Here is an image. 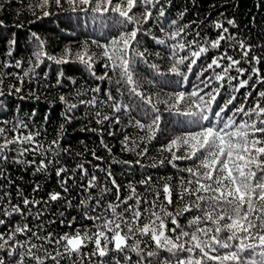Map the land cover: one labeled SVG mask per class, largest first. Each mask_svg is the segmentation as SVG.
<instances>
[{
  "label": "snow or ice",
  "instance_id": "6c2138e0",
  "mask_svg": "<svg viewBox=\"0 0 264 264\" xmlns=\"http://www.w3.org/2000/svg\"><path fill=\"white\" fill-rule=\"evenodd\" d=\"M51 4L77 14V17L80 14L90 16L93 23L99 24L101 29L106 28L108 32L115 27H119L120 31L111 35L104 44L92 40L91 43L101 49L100 53L92 52L86 41L79 51L65 48L59 56L46 52L45 41L33 32L31 35L37 43L32 53L34 59L29 60L32 66L22 76L0 73V97L21 93L25 77H30L45 59L57 65L78 62L97 81L114 82L117 86L115 91L121 96L125 94L121 87L123 85L130 96L139 97L148 106L141 109L142 118H137L130 115V104L116 101L111 89L102 90L98 84L75 92V96H83L87 92L96 94L89 100L80 99L79 105L97 109L94 113L97 124L111 119L99 110L105 104H109L114 113L123 109L130 115L129 123L147 133L140 138V143L132 141V149L128 148L130 137L125 136L126 150H135L143 144L137 156L142 158L148 155V145L160 131L158 104L163 103L169 112L188 118L180 121L184 130L158 149L161 153H169L165 159L180 175L176 183H173V177L163 178L162 183H156L148 175L138 183L151 198L138 192L132 183L127 185L129 194L122 197L121 186L110 170L107 177L112 187H107L95 174L89 175L84 163L77 164L72 171L61 164V153L68 151L61 145L64 124L60 125L56 139L44 143L39 139L41 131L33 130L25 119L0 121V180L5 182L0 183V250L5 251L9 258L7 264H110V252L122 254L124 261L132 260L127 253H135L140 257L135 264H144L145 259L147 264H264V106L261 104L264 90L257 91V85L264 84V69L260 67L264 55L255 54L253 45L238 39L237 34L230 31V27L238 28L235 19L214 21L215 38L201 37L197 31L193 40H186L185 37L191 35L186 29L191 25L180 24L185 13L165 23L161 19L166 15L162 0H37L35 5L29 6V10L35 14L38 8L46 17L50 15L47 9ZM64 5L68 8L64 9ZM150 21H154L169 40L176 42L167 45L172 60L169 71L182 77L181 84L187 81V73L192 72L197 61L215 50L216 54L197 74V79L204 88H211L213 79L221 88L224 81L231 84L238 80L235 92L251 84V90L244 99L247 103L252 93L256 92L255 104L247 109L241 105L234 108L231 115H226L228 105L236 97L231 96L226 104L217 105L218 110H214L212 105L220 95L219 88L201 95L204 88L198 85L188 93L177 90L164 99L145 95L139 90L141 84L135 78V71L137 59L148 63L145 55L147 48L140 50L142 41L138 37L141 33L147 35L150 32V28H144ZM225 23L230 27H226ZM0 26H3V21H0ZM153 39L159 45H166L163 38ZM8 43L6 55L11 57L17 41L13 38ZM229 49L238 52L239 59L231 55ZM179 52L185 54L180 56ZM98 62H102V67L106 69L101 75L95 71ZM245 64L248 67L242 66ZM182 65H186L187 73L181 71ZM12 66L8 62L3 64L4 68ZM14 66L20 68L22 61L17 60ZM148 66L159 71L156 64ZM216 69L220 71L216 72ZM209 70L214 75L200 79ZM233 72L236 75H231ZM12 75L16 76L21 86L9 85L6 93L4 78ZM245 75L246 79L243 78ZM63 76V71H60L57 85L61 84ZM71 82L76 84L75 80ZM102 91L106 99L101 98ZM205 95L208 96L207 100ZM20 99L24 97L20 96ZM59 100L65 105V112L62 113L64 120L71 123L73 111L79 105L65 95H61ZM3 105L4 101L0 100V107ZM36 115L33 111L28 121H32ZM47 122L46 115L44 123ZM114 122L120 123V118L116 117ZM101 144L108 147L103 140ZM108 151L111 153L110 148ZM29 155L32 159H28ZM176 161H191V165L180 168ZM9 163L21 165L24 170L31 168L33 175L48 176L54 169L61 190H52L46 198H37L34 194L41 191V185L35 183L33 195H24L7 174V169L2 167ZM160 164L163 165L164 160ZM151 166L157 167L156 164ZM76 170L80 172L82 180L84 177L87 179L78 185L84 198L73 205L66 194L70 192L69 181L75 179ZM93 189L97 190L95 194L91 191ZM113 189L115 199L106 201L105 197ZM60 201H63L65 209H83L82 217L91 225L75 227L76 217H72L66 224L64 219L59 220V226L67 231L57 232L48 228L47 225L57 223L55 219L48 218L55 215L49 211L50 206ZM59 215L64 217V211H59ZM16 217L22 223L14 222ZM17 236L24 239L19 240ZM33 237L40 243L32 242ZM142 244L145 247L154 246L147 251L146 257L142 255ZM161 252L169 255L161 257ZM106 257L109 259L106 260ZM0 264H6L5 259L0 258ZM116 264H121V261L116 260Z\"/></svg>",
  "mask_w": 264,
  "mask_h": 264
},
{
  "label": "trees",
  "instance_id": "16d2710c",
  "mask_svg": "<svg viewBox=\"0 0 264 264\" xmlns=\"http://www.w3.org/2000/svg\"><path fill=\"white\" fill-rule=\"evenodd\" d=\"M36 3L37 0H0V21H3V26H0V73H15L22 76L23 72L32 66L29 64V60L34 59L32 58V53L37 43L31 35L33 32L45 41L46 52L59 56L65 48H70L74 52L79 51L86 41L92 52L100 53L101 49L92 44V40H97L104 44L111 35L120 31L119 27H115L112 32H108L106 28L101 29L99 24L93 23L90 16L80 14L77 17V14L62 10L55 4H51L48 7L47 10L50 15L46 17L43 16L42 11L38 8L35 9V14H33L29 10V6ZM162 5L166 15L161 19L165 23H169L172 19H177L180 13H185L183 19L180 20V24L191 25L186 29L187 32L191 33V35L185 37L186 40H193L197 31L200 32L201 37L215 38L217 32L212 26L214 21L220 20L224 22L226 19H235L238 28H231L226 23L225 26L230 27V31L236 33L238 39H243L246 43L253 45L255 54L264 55V0H162ZM67 8L68 6L64 5V9ZM144 28H150V32L147 35L141 33L138 38L142 41L140 50L147 48L145 55L148 63L137 59L135 78L141 84L139 90L145 95L164 99L168 94L177 90L188 93L194 90L197 85L200 88H204V85L197 79V74L211 62V57L216 54L215 50H211L206 56H202L201 60H198L197 64L193 66L191 73H187L186 65L180 66L181 71L188 75L187 81H183V84H181L182 77L176 76L169 71L172 60L169 58L171 50L167 45L176 42L169 40L161 33L154 21L144 25ZM153 37L165 39L166 45L157 44ZM13 38L16 39L17 43L13 55L9 57L6 55L9 48L8 41ZM200 43L203 44V41L200 40ZM192 50H198V48H193ZM157 52L160 53L159 56L156 55ZM229 53L239 59L238 52L229 49ZM184 54V52H179L180 56ZM17 60L22 61L20 68L14 66ZM5 62L13 66L4 68L3 64ZM149 64L158 65L159 71L151 69L148 66ZM242 66L248 67L247 64ZM260 67L264 69V62L261 63ZM60 71H63L64 76L61 78V84L57 85ZM95 71L98 75L106 71L102 67V62H98L95 65ZM215 71L219 72L220 69ZM213 75V71L209 70L204 72L200 79H206ZM231 75H236V73L233 72ZM243 78L246 79L247 75ZM72 80L76 81L75 85L72 84ZM222 83L223 87L221 88L220 84L213 79L211 88H204V92L201 93V95H204L212 89L219 88L220 95L217 96L216 102L212 105L214 110H218L217 105L223 106L226 104L233 95L236 99L231 105H228L229 111L226 115H231L232 110L241 105H244L247 109L255 104L257 99L256 92L252 93L247 103H245L244 99L245 95L251 90V84L249 87L241 88L239 92H235L234 87L238 85V80L232 81L231 84L227 81ZM98 84L102 90L111 89L117 102L130 104L132 107L131 116L142 118L141 109H147L148 106L144 105L139 97L130 96L125 86H121L125 92L121 96L115 91L117 86L114 82L97 81L78 62L57 65L45 59L38 68H35L34 73L30 77H25L21 93L0 97V100L4 101V105L0 107V121L25 119L33 127V130L39 129L41 131L42 135L39 139L44 143L56 139L60 125L64 124L65 131L61 134V145L63 148H67L68 151L61 153L59 158L61 164L72 171L76 169L77 164L84 163L89 175L95 174L99 181L107 187H112L111 181L107 177V171L110 170L113 178L121 186L122 197H126L129 194L127 188L129 183L136 186L138 192L149 196L143 186L138 183L148 175H151L152 180L156 183H162L163 178L166 177H173V183H176L180 174L165 159V157L169 156V153H161L158 149L166 144L170 138L184 130L180 121L188 118L169 112L163 103L158 104L161 117L160 131L157 132L156 139L148 145V155L141 158L137 156V152L141 150L143 144H141L140 148H135V150L125 149V136L130 137L128 148L132 149V141L140 143V138L147 135L145 131H141L129 123L130 115L128 113H125L123 109L118 113H114L109 104H105L102 107L98 106L102 114L109 115L111 119L103 124H97L94 116L97 109L79 105L80 99L89 100L96 94L87 92L86 95L75 96L76 90L85 91ZM9 85L21 86L15 75L4 78V91L6 93L9 91ZM259 90H264V84L257 85V91ZM61 95H65L70 101L79 105L73 111L74 118L71 123H67L62 115L65 112V105L59 100ZM100 95L101 98L106 99V97H103V91ZM20 96H23L24 99H20ZM207 99L208 96L205 95V100ZM261 104L264 106V101H261ZM137 105L140 107L138 108ZM17 109H19V112H17ZM33 111L37 115L32 121H28V116ZM46 115L48 116V122L45 124L44 117ZM116 117L120 118V123L114 122ZM101 140L108 146L107 148L101 144ZM109 148L111 153L108 151ZM93 152H95V157H100L101 159H96L93 156ZM28 159H32V156L29 155ZM36 159L39 160L40 157L37 156ZM137 160L140 161L139 164L136 163ZM161 160H164L163 165L160 164ZM125 161L131 163H124ZM175 163L180 168L191 165V161H176ZM153 164H156L157 167H152L151 165ZM2 167L7 169V174L11 176V179L23 190L26 196L33 195L32 188L35 183L41 185V191L34 194L37 198H46L49 191L61 190L54 169L51 170V175L45 176L43 174L33 175V169L24 170L21 165L9 163ZM184 175L186 176L187 173H184ZM86 179L87 177H84L82 180L80 172L76 170L75 179L69 181L70 192L66 195L69 199H72L73 205H76L80 199L84 198V194L81 193L78 185L86 181ZM0 183L5 182L0 180ZM12 191L14 202H16L14 187ZM91 191L95 194L97 190L93 189ZM114 191L113 189V192L105 197L106 201L115 199ZM149 198L151 197L149 196ZM129 203H133V201H129ZM58 210L64 211V217H60ZM49 211L55 213V215L48 218L55 219L57 223L49 224L47 227L54 231H67L68 229L59 226V220L64 219L66 224L72 220V217H76L75 227L91 225L90 221L83 219V209L76 207L65 209L63 201L53 203ZM14 222L22 223L19 217L14 218ZM17 239L23 240L24 237L17 236ZM32 242L40 243L34 237ZM141 247L144 249L142 255L146 257L147 251L154 246L145 247L142 244ZM127 255L132 257L131 261H124L122 254L110 252L109 256L112 258L110 264H116V260H120L121 264H135L140 259L132 252L127 253ZM160 255L161 257H167L169 254L161 252ZM0 258L5 259L7 264L9 258L6 256L5 251L0 250ZM105 259L109 258L106 257ZM144 264H147V259H145Z\"/></svg>",
  "mask_w": 264,
  "mask_h": 264
}]
</instances>
